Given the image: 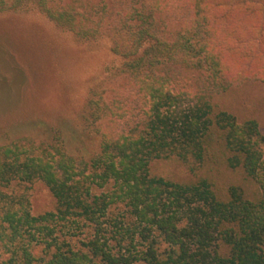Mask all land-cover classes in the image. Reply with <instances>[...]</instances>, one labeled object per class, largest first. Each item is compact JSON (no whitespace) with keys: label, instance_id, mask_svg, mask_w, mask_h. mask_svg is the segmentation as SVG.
Instances as JSON below:
<instances>
[{"label":"trees","instance_id":"trees-1","mask_svg":"<svg viewBox=\"0 0 264 264\" xmlns=\"http://www.w3.org/2000/svg\"><path fill=\"white\" fill-rule=\"evenodd\" d=\"M31 7L80 39L108 37L122 62L87 100L85 118L105 122L89 158L61 141L0 145L1 264H264V136L211 102L264 82V0H0V13ZM169 158L199 173L151 171ZM222 168L259 196L218 188ZM36 181L54 200L40 214L17 192Z\"/></svg>","mask_w":264,"mask_h":264},{"label":"rangeland","instance_id":"rangeland-1","mask_svg":"<svg viewBox=\"0 0 264 264\" xmlns=\"http://www.w3.org/2000/svg\"><path fill=\"white\" fill-rule=\"evenodd\" d=\"M176 28L169 25L170 30ZM121 62L108 37L80 39L35 7L0 13V145L22 138L36 145L61 141L69 154L89 158L98 150L105 122L90 123L85 118L86 103L91 90L104 85L111 69ZM107 94L113 92L104 93L106 100L111 99ZM211 102L240 121L254 119L264 136V82L233 86L213 94ZM151 171L181 182L199 173L176 158L153 161ZM215 181L221 189L237 185L251 199L260 194L240 169L222 168ZM17 192L28 199L33 214L54 207L40 181L19 185ZM7 256L0 248V264Z\"/></svg>","mask_w":264,"mask_h":264}]
</instances>
